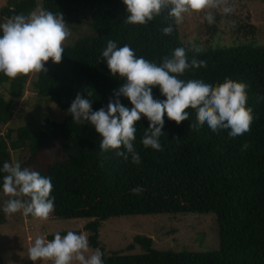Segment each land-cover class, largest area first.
Here are the masks:
<instances>
[{"label": "trees", "instance_id": "trees-1", "mask_svg": "<svg viewBox=\"0 0 264 264\" xmlns=\"http://www.w3.org/2000/svg\"><path fill=\"white\" fill-rule=\"evenodd\" d=\"M34 6L35 0H8L0 9V18L27 15ZM42 7L62 14L64 21L81 12L87 14L94 31L90 38L63 47L61 63L49 60L32 82L35 94L59 110L68 111L77 94L90 100L93 111L107 110L117 100L115 94L126 81L113 77L102 60V51L112 40L118 47L129 45L137 57L158 65L175 49L184 48L189 63L195 58L206 66L189 68L180 79L213 85L231 79L245 84L247 107L254 120L250 132L231 139L227 131L213 132L207 124L191 129L197 122L192 109L189 119L179 125L165 114L162 150L157 151L141 144L150 126L142 116L135 125L139 164L113 150L102 152V137L94 126L77 124L70 114L60 123L46 122L37 134L28 126L7 129L4 135L0 133V191L3 164L13 161L14 152L22 169L51 179L54 211L48 220H88L83 228L89 246L101 250L103 264H264V45L198 52L179 41L177 24L167 10L146 26L125 24L128 12L123 0H42ZM168 26L173 28L171 35L163 33ZM27 80H10L0 73V128L12 120ZM153 98L166 100L158 87L153 88ZM119 101L133 107L126 97L120 96ZM245 143L249 145L246 150L242 148ZM137 187L142 191L134 194L132 189ZM159 214H213L218 249L159 251L152 247L151 238L143 236H136L128 246L133 250L138 245L143 254H106L100 247L99 229L108 219ZM5 216L0 211V225Z\"/></svg>", "mask_w": 264, "mask_h": 264}, {"label": "clouds", "instance_id": "clouds-1", "mask_svg": "<svg viewBox=\"0 0 264 264\" xmlns=\"http://www.w3.org/2000/svg\"><path fill=\"white\" fill-rule=\"evenodd\" d=\"M128 15L125 24L146 26L165 10L175 24L183 22L186 15L205 13L211 25L215 22L214 11L230 15L235 10L231 0H123ZM0 73L10 80L45 71V64L51 60L60 64L64 53L63 44L71 35L62 14L38 10L31 13L16 14L0 24ZM173 28L165 27L163 33L171 35ZM199 51V49H196ZM102 60L113 77L119 76L126 83L115 94L117 100L110 102L107 110H92L90 100L77 94L69 108L74 122H90L102 137L100 149L107 153L116 151L124 160L131 158L133 164L140 163V155L134 146L136 123L141 117L150 122L149 129L143 133L141 144L145 149L162 150L160 138L163 135L164 117L177 125L189 119V109L196 112L197 122L192 128L205 124L213 131H227L231 139L251 131L254 116L247 107V86L231 79L217 85L202 80L180 79L189 68L206 66V62L195 58L189 63L184 48H177L170 57H164L158 65L143 57H137L132 48L125 44L118 47L108 40L102 51ZM159 88L166 100L153 98V88ZM92 93L89 92V96ZM130 100L132 108L123 106L119 97ZM249 147L245 143L242 148ZM123 149V150H122ZM3 194L10 197L5 201L3 211L11 216L21 212L24 217L47 221L54 211L53 190L49 177L39 172L21 167L18 161L5 162L2 168ZM134 194L142 191L137 187ZM100 249L90 251L85 234L69 231L61 236L55 234L53 240L37 236L28 248V258L51 264H103Z\"/></svg>", "mask_w": 264, "mask_h": 264}, {"label": "rangeland", "instance_id": "rangeland-1", "mask_svg": "<svg viewBox=\"0 0 264 264\" xmlns=\"http://www.w3.org/2000/svg\"><path fill=\"white\" fill-rule=\"evenodd\" d=\"M235 10L230 15L214 11L215 22L208 24L205 13L186 15L183 22L177 25L178 39L198 52H207L219 48H232L245 45H264V0H231ZM8 4V0H0V9ZM43 10L42 0H35L32 11ZM6 20L0 18V24ZM71 35L63 47L72 45L82 39L90 38L94 31L90 16L80 13L65 20ZM0 30V36H2ZM37 74L28 77L23 98L16 106L9 124L0 128L1 135L7 129L17 130L28 126L33 134H37L46 122H62L69 111L59 110L53 102L39 98L34 91L32 82ZM2 93L8 99L3 88ZM50 154V151H48ZM12 160L17 155L11 152ZM12 161V162H13ZM10 197L0 191V211ZM86 219L47 220L40 222L32 217H24L21 212L5 216L4 224L0 225V264H33L28 258V248L37 236L48 240L57 232L61 236L69 231L77 234L88 233L84 230ZM136 236L152 239V247L159 251L172 252H205L218 249V227L213 214H179V215H146L110 218L103 222L99 229L98 242L106 254L117 252L121 255L143 254V250L133 244ZM90 251L92 249L90 246ZM36 264H51L37 261Z\"/></svg>", "mask_w": 264, "mask_h": 264}]
</instances>
